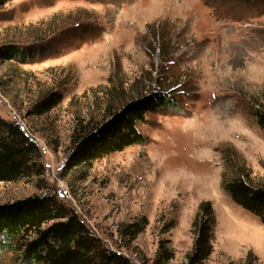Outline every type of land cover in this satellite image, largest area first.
Returning a JSON list of instances; mask_svg holds the SVG:
<instances>
[{"label": "rangeland", "instance_id": "1", "mask_svg": "<svg viewBox=\"0 0 264 264\" xmlns=\"http://www.w3.org/2000/svg\"><path fill=\"white\" fill-rule=\"evenodd\" d=\"M6 43L34 55L0 62V117L36 141L44 172L0 181V202L54 194L136 264H187L203 204L215 224L201 264H264V224L223 187L235 177L264 184L255 115L264 108V0H9L0 8ZM159 88L174 104L138 125L144 142L63 172L79 121ZM54 91L61 101L33 114ZM142 218L143 231L121 246L118 226ZM162 243L165 263L155 261ZM16 263L0 250V264Z\"/></svg>", "mask_w": 264, "mask_h": 264}, {"label": "trees", "instance_id": "2", "mask_svg": "<svg viewBox=\"0 0 264 264\" xmlns=\"http://www.w3.org/2000/svg\"><path fill=\"white\" fill-rule=\"evenodd\" d=\"M8 1L0 0V8ZM31 53L34 55V49L1 44L0 62L13 59L24 63L31 58ZM61 99L58 91L49 92L33 105L32 112L41 115ZM171 101L167 91L159 88L132 97L113 110L108 105L100 121H79L71 134L63 172L86 170L104 156L144 142L146 137L138 125L147 120V114L174 104ZM255 115L264 132V108L257 109ZM39 160L36 141L16 120L0 117V181L40 176L44 166ZM223 187L235 204L256 215L264 224V184L254 185L235 177L224 182ZM201 210L206 217L193 223L196 236L187 264H201L212 249L214 217L209 206L202 204ZM146 224L147 220L142 218L119 225L117 232L124 244L121 246L132 242ZM0 250L15 253L16 264H136L117 247L107 246L73 208L48 192L0 202ZM171 257V251L162 243L155 261L161 259L165 263Z\"/></svg>", "mask_w": 264, "mask_h": 264}]
</instances>
